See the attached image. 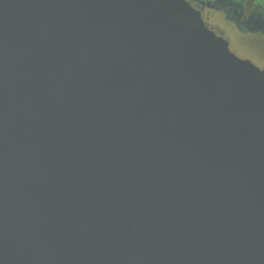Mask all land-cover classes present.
<instances>
[{
    "label": "water",
    "instance_id": "95a60500",
    "mask_svg": "<svg viewBox=\"0 0 264 264\" xmlns=\"http://www.w3.org/2000/svg\"><path fill=\"white\" fill-rule=\"evenodd\" d=\"M0 264H264V70L186 0H0Z\"/></svg>",
    "mask_w": 264,
    "mask_h": 264
},
{
    "label": "flooded vegetation",
    "instance_id": "af4514ba",
    "mask_svg": "<svg viewBox=\"0 0 264 264\" xmlns=\"http://www.w3.org/2000/svg\"><path fill=\"white\" fill-rule=\"evenodd\" d=\"M193 9L197 10L206 25L218 14L232 25L233 30L239 34L260 37L264 41V14L247 10L243 2L234 0H186ZM218 34L229 45L227 34Z\"/></svg>",
    "mask_w": 264,
    "mask_h": 264
},
{
    "label": "rangeland",
    "instance_id": "374dc122",
    "mask_svg": "<svg viewBox=\"0 0 264 264\" xmlns=\"http://www.w3.org/2000/svg\"><path fill=\"white\" fill-rule=\"evenodd\" d=\"M243 2L250 12L258 9V14H264V0H234ZM206 25L210 31L217 36L227 34L229 41V50L231 54L239 59L248 60L256 67L264 70V41L254 35H242L233 30L232 25L224 20L221 15L216 14Z\"/></svg>",
    "mask_w": 264,
    "mask_h": 264
}]
</instances>
